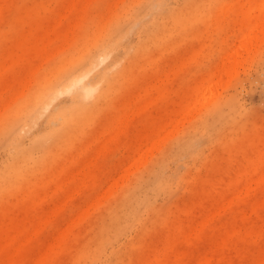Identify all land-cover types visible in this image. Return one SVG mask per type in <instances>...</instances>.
Masks as SVG:
<instances>
[{"label":"rangeland","instance_id":"rangeland-1","mask_svg":"<svg viewBox=\"0 0 264 264\" xmlns=\"http://www.w3.org/2000/svg\"><path fill=\"white\" fill-rule=\"evenodd\" d=\"M0 264H264V0H0Z\"/></svg>","mask_w":264,"mask_h":264},{"label":"bare ground","instance_id":"bare-ground-1","mask_svg":"<svg viewBox=\"0 0 264 264\" xmlns=\"http://www.w3.org/2000/svg\"><path fill=\"white\" fill-rule=\"evenodd\" d=\"M261 23V21L259 20V22L257 23V24H260ZM255 31V30H254ZM253 31V32H254ZM252 32V33H253ZM256 35V34H255ZM252 36V35H251ZM254 36V35H253ZM91 63V62H90ZM85 78V77H84ZM83 79V78H82ZM75 79L73 78V77H71V78H69V82H70V84H72V85H76V84H81L82 83V81L83 80H81V78H77V80L75 81V83L73 84V81H74ZM55 91H56V89H55V86H53L47 93H46V95H48L49 93H55ZM92 91H93V89H90V88H87L86 87V89H84V92H83V95H84V98H85V96H87V95H89V94H91L92 93Z\"/></svg>","mask_w":264,"mask_h":264}]
</instances>
